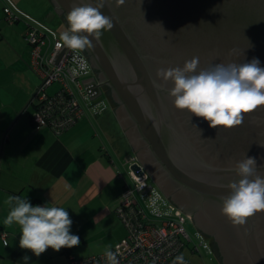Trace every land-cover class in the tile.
<instances>
[{
	"label": "water",
	"instance_id": "water-1",
	"mask_svg": "<svg viewBox=\"0 0 264 264\" xmlns=\"http://www.w3.org/2000/svg\"><path fill=\"white\" fill-rule=\"evenodd\" d=\"M49 2L52 9L45 21L57 16L68 25L73 3L95 5L96 0ZM101 12L113 27L103 30L99 40L89 37L93 47L84 50L101 78H92V84L87 77L81 79L89 97L99 102V87L110 86L134 123L124 131L131 153H137L139 139L149 156L180 183L184 192L178 195L195 209L197 225L214 238L222 264H264V211L242 226L221 213L228 184L239 179L238 161L254 157L264 172V106L243 114V123L233 127L239 132L235 139L225 134L229 129L212 128L202 117L177 109L169 96L173 83L163 84L156 76L157 69L183 67L193 57L199 58L201 69L253 58L264 67V0H105ZM64 49L59 47L51 61L57 63ZM230 49L236 52L230 55ZM110 105L121 126L126 124L121 110ZM136 155V161L127 160L128 169L141 173L142 154Z\"/></svg>",
	"mask_w": 264,
	"mask_h": 264
},
{
	"label": "crops",
	"instance_id": "crops-1",
	"mask_svg": "<svg viewBox=\"0 0 264 264\" xmlns=\"http://www.w3.org/2000/svg\"><path fill=\"white\" fill-rule=\"evenodd\" d=\"M46 3L48 15L52 8ZM27 26L23 17L9 21L0 11V234L6 239L0 235V264H68L69 253H101L126 235L117 207L130 186L127 160L133 149L107 101L86 105L85 115L61 133L32 122L31 97L39 81L30 67ZM8 196L66 208L80 244L59 252L48 248L39 257L21 249L19 225L4 223ZM26 255L30 260H23Z\"/></svg>",
	"mask_w": 264,
	"mask_h": 264
},
{
	"label": "clouds",
	"instance_id": "clouds-1",
	"mask_svg": "<svg viewBox=\"0 0 264 264\" xmlns=\"http://www.w3.org/2000/svg\"><path fill=\"white\" fill-rule=\"evenodd\" d=\"M117 3L123 4L124 0ZM104 6L105 0H96L95 5L73 3L67 14L68 29L59 33L58 47L74 53L73 63L77 65L71 69L74 76L88 68L81 53L93 47L89 37L99 40L103 30L113 27L112 19L101 12ZM235 52V49L229 50L230 55ZM156 76L163 84L173 83L169 96L177 109L202 117L212 128L237 127L243 123V114L264 106V67L257 58L201 69L199 58L193 57L183 67L157 69ZM235 172L239 179L228 184L230 191L222 198L221 213L234 226H242L249 217L264 211V172L258 170L256 158L246 155L236 163ZM4 203L9 207L4 223L19 225L21 249L39 257L48 248L59 252L80 244L79 236L70 232L73 221L66 208L49 204L33 206L20 196H8ZM105 256L108 264H118L117 253L107 250ZM23 260L28 261L30 257L26 255ZM172 264H185L183 255L176 256Z\"/></svg>",
	"mask_w": 264,
	"mask_h": 264
},
{
	"label": "built area",
	"instance_id": "built-area-1",
	"mask_svg": "<svg viewBox=\"0 0 264 264\" xmlns=\"http://www.w3.org/2000/svg\"><path fill=\"white\" fill-rule=\"evenodd\" d=\"M4 1L2 10L6 18L15 21L23 17L28 25L24 39L30 46V67L39 81L31 98L34 105L31 120L38 127L61 133L85 115L86 105L89 109L95 104L81 81L88 76L89 65L86 71L78 69L79 74L74 76L71 71L77 67L73 63L74 53L66 47L57 63L52 62L59 48L58 33L46 21L21 10L12 0ZM129 159L136 161L134 156ZM129 178L130 186L121 194L117 207L126 235L109 249L117 253L118 264H172L181 254L185 264H191L184 248L196 253L199 247L207 249V246L200 234L196 233L193 242L186 231L184 224L189 215L164 197L144 169L141 173L130 169ZM0 235L6 243L5 234ZM105 252L86 256L69 253L67 262L108 264Z\"/></svg>",
	"mask_w": 264,
	"mask_h": 264
},
{
	"label": "flooded vegetation",
	"instance_id": "flooded-vegetation-1",
	"mask_svg": "<svg viewBox=\"0 0 264 264\" xmlns=\"http://www.w3.org/2000/svg\"><path fill=\"white\" fill-rule=\"evenodd\" d=\"M58 18H60V20L65 25L66 30H67L68 25L66 24L65 20L61 17H58ZM82 53L87 58L88 65H89L90 74L87 76V78L89 79L88 83L92 84V78H94L96 81H100V79H101L100 78V71L97 69H94L91 66L87 53H85L84 51ZM99 88L100 89H99V91H97V93L99 96H101L100 101H107L109 104H113L115 111L121 110L122 114L124 115V123L126 122V124L122 125V127L124 128V131L126 132L129 128H131L134 125V123L132 121H130L126 117V115L124 114L123 108H122L121 104L117 100H115L113 93L110 89V86L108 84L104 83ZM92 101L94 102V100H92ZM225 134L228 137L233 136L235 138V136H236L239 138V132H238L237 128L236 129L231 128L228 131H226ZM220 138L221 137H219L217 140H219ZM225 139H226V137H225ZM137 143L138 144L136 145V149H135V151L137 152L136 154H138V156L140 154H142L141 156H139V158L141 159L143 167L145 168L144 170L148 174L150 181H152L153 183H155L157 185V186L156 185L155 186L160 190V192L165 197H167V199L170 202H172L176 207H178L183 213L189 215V219L192 221V223L196 229L194 231L193 235L190 234L192 237V241L193 242L196 241V233H198L202 236V238H203L202 240L206 244L207 249L199 247L195 254L200 255V251L205 250L210 255H212L214 261H216L219 264H222L221 263V257H220L219 251H218V247L216 245V242L214 241V238L212 236L208 235V233L203 231L197 225V223L195 221V212H196L195 209L193 207H190L187 205L188 203L184 201V199H183L184 197L178 195L179 192L181 194L184 192L183 187L180 185V183L178 181H176V180L172 179L170 176H168L166 174V172L162 169V166L157 164L155 159L152 156L151 157L149 156V154L147 153V150H146V144L145 143H143L139 139H138ZM136 157H137V155H136ZM191 243H189V245H191Z\"/></svg>",
	"mask_w": 264,
	"mask_h": 264
},
{
	"label": "rangeland",
	"instance_id": "rangeland-1",
	"mask_svg": "<svg viewBox=\"0 0 264 264\" xmlns=\"http://www.w3.org/2000/svg\"><path fill=\"white\" fill-rule=\"evenodd\" d=\"M20 5H22L25 9H27L33 17H36L42 21H45L46 15L43 10V6H45L46 0H17ZM0 11H2V0L0 1ZM49 15V13H48ZM49 26H51L59 35L60 32L65 31L66 27L58 17H54L51 21L46 22ZM16 27V26H15ZM23 38V37H22ZM23 41H25L23 39ZM89 69V68H88ZM90 74V70L88 71V75ZM84 105V103H83ZM85 107V105H84ZM154 184V183H153ZM155 185V184H154ZM185 229L189 234L194 233L196 230L192 221L188 218L185 222ZM185 257L191 262V264H219L213 260L212 255H210L205 250L200 251V255L191 253L187 247L184 248Z\"/></svg>",
	"mask_w": 264,
	"mask_h": 264
}]
</instances>
